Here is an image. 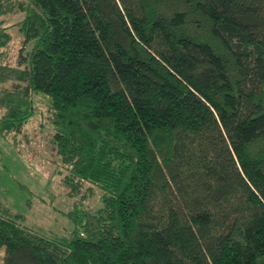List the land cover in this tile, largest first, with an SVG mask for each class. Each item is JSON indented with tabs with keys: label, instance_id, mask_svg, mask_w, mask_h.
<instances>
[{
	"label": "trees",
	"instance_id": "obj_1",
	"mask_svg": "<svg viewBox=\"0 0 264 264\" xmlns=\"http://www.w3.org/2000/svg\"><path fill=\"white\" fill-rule=\"evenodd\" d=\"M35 94L73 227L0 201L5 264H264V0H0L2 137Z\"/></svg>",
	"mask_w": 264,
	"mask_h": 264
},
{
	"label": "rangeland",
	"instance_id": "obj_2",
	"mask_svg": "<svg viewBox=\"0 0 264 264\" xmlns=\"http://www.w3.org/2000/svg\"><path fill=\"white\" fill-rule=\"evenodd\" d=\"M22 16L20 13L7 15L6 24H14ZM9 30L8 62L14 64L22 35L15 25ZM39 95L35 97V113L21 136L22 140L15 144L0 135V201L21 215L25 226L60 237L73 227L65 213L73 207L75 199L69 196V188L62 180L65 169L49 144L51 128L47 120V97L45 100L42 94ZM86 187L82 190L88 197L83 204L95 207L100 201L99 193L97 190L90 192ZM6 257L2 249L0 264H5Z\"/></svg>",
	"mask_w": 264,
	"mask_h": 264
}]
</instances>
